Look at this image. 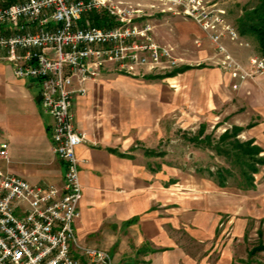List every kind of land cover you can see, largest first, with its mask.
I'll return each mask as SVG.
<instances>
[{"label": "crops", "instance_id": "1", "mask_svg": "<svg viewBox=\"0 0 264 264\" xmlns=\"http://www.w3.org/2000/svg\"><path fill=\"white\" fill-rule=\"evenodd\" d=\"M121 1L140 4L143 12L139 0ZM210 1L223 6L222 0ZM188 19L177 21L178 37L188 40L187 44L192 33L202 39L197 57L205 60L208 39ZM153 36L159 42L156 31ZM239 46L242 49L234 48L237 60L249 68L248 57L255 52ZM214 63L211 67L188 65L177 73H186L184 84L189 91L195 85L190 76L203 75L195 86L197 94L194 91L190 97L204 107L207 117L214 116L212 104L233 82ZM147 75L156 74L146 73L145 79L152 81L138 82L130 78L133 75L106 65L97 78L86 82V94L73 99V124L87 138L75 149L82 186L79 216L74 222L76 237L84 245L107 251L113 264H232L231 240L224 241L222 229H218L224 206L217 208L209 202L213 195L176 194L174 164L158 160L167 155L159 148L161 141L172 138L176 130L173 112L180 96L161 82L165 77ZM263 82L257 76L238 89L253 93L263 89ZM262 110L264 113V105ZM53 124V116L42 108L38 81L16 77L12 64L0 61V143L8 144L9 153L8 162L0 159V169L30 183L61 187L65 163L52 150ZM238 223L233 220L235 235L240 232ZM177 230L186 235L185 242L176 236ZM195 244L203 252L191 253L189 247Z\"/></svg>", "mask_w": 264, "mask_h": 264}, {"label": "built area", "instance_id": "2", "mask_svg": "<svg viewBox=\"0 0 264 264\" xmlns=\"http://www.w3.org/2000/svg\"><path fill=\"white\" fill-rule=\"evenodd\" d=\"M168 10L191 18L208 37L217 65L232 87L264 75V60L248 57L245 68L222 39L242 41L226 9L210 0H158ZM103 17V24L91 16ZM136 6L121 0H0V61L12 64L19 78H35L41 105L54 118L52 150L65 163L63 184L30 183L0 169V260L6 264H113L110 254L76 237L82 186L76 146L87 140L73 124L76 95L106 65L129 75L178 64L172 48L159 44L153 25ZM198 46L200 44L196 42ZM0 159L9 161L8 144Z\"/></svg>", "mask_w": 264, "mask_h": 264}, {"label": "rangeland", "instance_id": "3", "mask_svg": "<svg viewBox=\"0 0 264 264\" xmlns=\"http://www.w3.org/2000/svg\"><path fill=\"white\" fill-rule=\"evenodd\" d=\"M139 2L142 5L144 13L141 20L153 21V31L158 33L159 42H157L159 44H168L171 48L173 47V54L178 58V64L175 68L184 65L202 66L204 63L211 67L215 64L214 61H217V58L213 54L212 45L207 36L205 37L209 43L205 41V48L208 52V57L205 60L197 57L198 49L203 47L202 39H199L192 32L189 39L190 44H187L188 40L181 41L179 39L176 23L180 19L190 21L188 17L184 18L182 17L184 15L180 16L181 14L173 13L168 10L166 4L158 0H139ZM222 4L226 9L228 22L234 26L235 19L240 14L239 5L237 6V4L242 5L244 2L242 0H222ZM222 41L237 59L234 48L242 49L238 41H232L227 37H224ZM244 42L247 43L244 46L250 47L251 50L253 49V52L257 53L253 41L247 39ZM167 72H169L167 69L162 70V68H158L152 71L146 70L144 74L164 75ZM226 73L229 74L228 72ZM185 74L179 73L173 77H165L161 81L171 86L179 94L180 101L173 112L176 121V130L172 134L173 137L169 140L161 141L159 145L160 150H165L167 155L164 158L159 157L158 160L162 161V159H165L174 164L176 194H184L186 197L198 193L201 195H213L212 200H209V202L214 203L217 208H219V204L224 206L222 209L224 211L220 213V226H218V229H222L220 233L224 241L227 239L232 241H230V244H232L234 249V261L237 264H241L238 260H249V249L264 241V165H261L259 171L254 175V187L238 189L234 184L236 181L232 179L228 180L229 184L226 187L219 188L207 169H203L200 172L198 171V167L205 168L208 166L210 170H214L218 165H227L224 157L187 143L181 138V135L184 131H189L188 135H192L198 129L201 122L207 123L205 134L212 132L216 137L227 128L238 125L243 127V130L238 135L239 139L248 140L254 138L256 142L254 143L263 149L260 155L264 154V113L262 110V106L264 105V87L260 90L254 89L256 91L253 93L249 92V94L244 92L243 89H238L242 83L237 88H233L232 84L230 85L231 88H223L222 97L220 99L216 98L212 104L214 105L212 107L214 116L207 117L202 110L204 107H199L195 99L191 100L190 97L194 91L197 94V87L195 86L203 75L198 73L194 77L190 76L193 78L195 85L193 84L194 88H190L192 91H189L188 85L184 84L188 80ZM143 75L130 76V78L138 82L144 80L152 81L145 79ZM260 77L264 79V75ZM250 80L252 79L246 80L243 83L250 82ZM250 123H254L255 126L248 127ZM176 211H178L177 205ZM233 220L239 222L238 227L240 228V232L238 235H235L233 230ZM175 234L176 236H181L184 242L186 241L184 233L182 234L177 230ZM189 248L191 253L203 252V248L197 244L191 245ZM251 261L254 264H264V250L252 256ZM80 264L88 263L86 260H81Z\"/></svg>", "mask_w": 264, "mask_h": 264}, {"label": "trees", "instance_id": "4", "mask_svg": "<svg viewBox=\"0 0 264 264\" xmlns=\"http://www.w3.org/2000/svg\"><path fill=\"white\" fill-rule=\"evenodd\" d=\"M237 6L240 14L235 19L234 27L240 37L253 41L257 52L254 54L264 60V0H249L242 5L237 4ZM91 19L93 23L99 26L103 24V17L92 15ZM188 67V65L181 66L164 75H147V77L173 76ZM253 125L254 123H250L248 127ZM206 128L207 124L201 123L192 135H188L189 131H184L181 138L195 147L207 149L218 156L224 157L227 165H218L214 170H210L208 166L205 168L198 167V171L202 172L203 169H207L220 187H226L229 184L228 180L232 179L236 181L234 184L238 189L254 187V175L259 171V167L264 165V154L260 155L263 151L262 147L255 144L252 138L248 140L239 139L238 135L243 130L241 126L233 125L217 137L212 132L205 134ZM261 250H264V241L249 249V260L239 259L238 262L241 264H254L251 257ZM83 260L85 259L83 258ZM87 263L90 264L88 261ZM232 264L237 263L233 261Z\"/></svg>", "mask_w": 264, "mask_h": 264}, {"label": "bare ground", "instance_id": "5", "mask_svg": "<svg viewBox=\"0 0 264 264\" xmlns=\"http://www.w3.org/2000/svg\"><path fill=\"white\" fill-rule=\"evenodd\" d=\"M0 264H6L4 261L0 260Z\"/></svg>", "mask_w": 264, "mask_h": 264}]
</instances>
